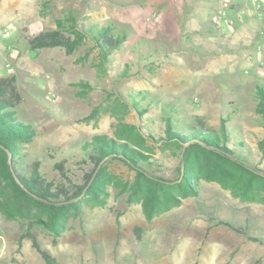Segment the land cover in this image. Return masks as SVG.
Masks as SVG:
<instances>
[{
    "label": "rangeland",
    "instance_id": "1",
    "mask_svg": "<svg viewBox=\"0 0 264 264\" xmlns=\"http://www.w3.org/2000/svg\"><path fill=\"white\" fill-rule=\"evenodd\" d=\"M239 7V0H0V77L16 76L23 99L15 116L36 130L20 162H37L43 177L73 190L91 168L82 144L112 135L117 121L104 109L119 97L146 109L139 115L131 106L124 120L147 137L164 133V110L215 127L229 113L227 145L264 170V125L255 111L264 45L251 52L226 28ZM72 22L83 30L110 22L127 38L104 66L88 38L70 53L28 47V36L59 25L68 34ZM149 161V173L177 177L179 150L157 146ZM107 172L125 182L133 176L120 163ZM197 187L147 219L140 202H127L109 184L103 205L82 204L54 238L0 181V201L14 211L8 216L0 207V264H48L29 237L20 238L27 229L56 264H264V203L236 198L216 181L201 179Z\"/></svg>",
    "mask_w": 264,
    "mask_h": 264
},
{
    "label": "trees",
    "instance_id": "2",
    "mask_svg": "<svg viewBox=\"0 0 264 264\" xmlns=\"http://www.w3.org/2000/svg\"><path fill=\"white\" fill-rule=\"evenodd\" d=\"M71 27L68 34L60 25L55 29H42L27 37L28 47L35 50L62 47L66 53H70L88 38L97 51L100 65L104 66L110 53L119 48L127 38L121 28L110 22L96 24L86 30L78 28L73 22ZM16 83L14 74L0 77V181L12 191L13 197L20 198L29 205V215L34 218L33 221L49 229L54 238L61 232L67 216L75 217L80 214L82 204L103 205L108 196L106 187L109 184L127 193V202H140L147 219L169 210L181 198L196 195L197 181L201 179L216 181L221 187L230 190L236 198L264 203V170L247 164L239 157L237 149L227 145L231 138L227 126L229 113L215 127L194 114L187 120L179 117L173 119V114L179 113L177 108L168 112L163 108L166 114L164 133L158 137H147L136 126L127 124L124 120L131 106L139 115L146 109L140 108L139 103L132 102L133 99L130 103L119 97L112 99L104 109L117 121L112 135L94 134L82 144L86 160L91 166L82 182L70 190L61 182L46 179L40 173L37 162L28 165L20 162L22 147L35 138L36 130L31 123L17 121L14 108L19 106L23 98ZM255 93L258 98L255 111L264 125V85L256 83ZM235 143L237 146L243 145L241 140L236 139ZM262 144L264 139L259 146L261 149ZM157 146L163 150H179L176 178L165 179L144 169L143 164L151 163L149 160ZM112 163H120L131 169L132 178L125 182L108 173V165ZM56 166L62 169L61 164ZM180 166H183L182 173ZM0 207L8 216L14 212L9 208L6 210L2 200ZM220 223L231 226L228 222ZM30 231H23L20 238L29 237L42 259L48 264H56L55 258L41 247Z\"/></svg>",
    "mask_w": 264,
    "mask_h": 264
},
{
    "label": "crops",
    "instance_id": "3",
    "mask_svg": "<svg viewBox=\"0 0 264 264\" xmlns=\"http://www.w3.org/2000/svg\"><path fill=\"white\" fill-rule=\"evenodd\" d=\"M257 1L262 5V15L260 16L253 13ZM239 5V9H245L247 13L240 16L237 13L239 9H237L236 14L234 11L235 15H231V17L234 19L235 24L226 28L240 38L243 46L247 45V50L251 48V52H257L259 51L258 48L264 45V0H239Z\"/></svg>",
    "mask_w": 264,
    "mask_h": 264
},
{
    "label": "built area",
    "instance_id": "4",
    "mask_svg": "<svg viewBox=\"0 0 264 264\" xmlns=\"http://www.w3.org/2000/svg\"><path fill=\"white\" fill-rule=\"evenodd\" d=\"M237 13H238V15L243 16L244 14L247 13V11L245 9H241V10L239 9L237 11ZM253 13H255L259 16L262 15V5H261V3H259V1L256 2L255 7L253 8ZM228 20H229V23L234 22L233 21L234 19L232 17H230V19H228Z\"/></svg>",
    "mask_w": 264,
    "mask_h": 264
},
{
    "label": "water",
    "instance_id": "5",
    "mask_svg": "<svg viewBox=\"0 0 264 264\" xmlns=\"http://www.w3.org/2000/svg\"><path fill=\"white\" fill-rule=\"evenodd\" d=\"M180 172H181V173L183 172V166L180 167Z\"/></svg>",
    "mask_w": 264,
    "mask_h": 264
}]
</instances>
